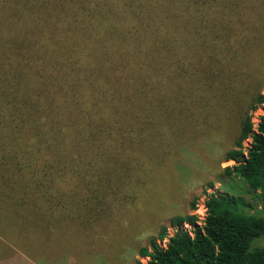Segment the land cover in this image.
Instances as JSON below:
<instances>
[{"label":"trees","instance_id":"obj_1","mask_svg":"<svg viewBox=\"0 0 264 264\" xmlns=\"http://www.w3.org/2000/svg\"><path fill=\"white\" fill-rule=\"evenodd\" d=\"M261 70L264 0H0V202L34 232L56 208L91 225L138 191L137 168L223 126L236 102L225 189L206 195L202 223L173 217L174 233L161 227L138 255L264 264L252 246L264 237V106L256 125L250 115Z\"/></svg>","mask_w":264,"mask_h":264},{"label":"rangeland","instance_id":"obj_2","mask_svg":"<svg viewBox=\"0 0 264 264\" xmlns=\"http://www.w3.org/2000/svg\"><path fill=\"white\" fill-rule=\"evenodd\" d=\"M261 72L257 76L263 80L264 71ZM253 89L264 95V81ZM263 106L250 112L254 125L263 114ZM230 107L234 112L231 117L226 114L223 126L213 123L216 129L202 133L198 130L200 135L191 133L184 142L174 141L172 150L165 151L168 153L165 160L160 158L162 161L137 168L142 177L138 191L133 192L132 183L126 190L131 198L114 200L105 217L91 225L81 227L78 222L64 219L62 209L56 208L53 210L56 220L53 217L48 223L38 222L39 228L34 232L16 216H10L7 203L0 202V264H137V261L146 264L148 258L139 256L138 250L147 246L161 227L166 226L171 235L174 233L169 225L171 218L190 213L202 223L205 214L201 204L206 195L215 188L225 189L219 181L225 178L223 168L234 164L224 158L232 149L239 124L236 102ZM193 200L196 206L191 210ZM48 209L45 201L41 211L47 214ZM22 215L32 220L28 213ZM166 240L158 243L165 245ZM252 246L263 247L264 237L255 239Z\"/></svg>","mask_w":264,"mask_h":264},{"label":"built area","instance_id":"obj_3","mask_svg":"<svg viewBox=\"0 0 264 264\" xmlns=\"http://www.w3.org/2000/svg\"><path fill=\"white\" fill-rule=\"evenodd\" d=\"M258 122V121H257ZM256 125V124H255ZM202 205V207H203V209H204V206H203V204H201ZM204 214H205V209H204Z\"/></svg>","mask_w":264,"mask_h":264}]
</instances>
